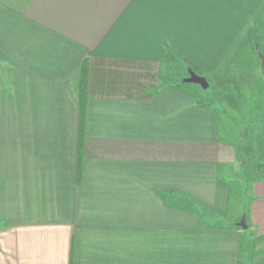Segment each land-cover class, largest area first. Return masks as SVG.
Here are the masks:
<instances>
[{"label":"crops","instance_id":"crops-1","mask_svg":"<svg viewBox=\"0 0 264 264\" xmlns=\"http://www.w3.org/2000/svg\"><path fill=\"white\" fill-rule=\"evenodd\" d=\"M257 45L264 0H0V264L263 257Z\"/></svg>","mask_w":264,"mask_h":264},{"label":"rangeland","instance_id":"rangeland-1","mask_svg":"<svg viewBox=\"0 0 264 264\" xmlns=\"http://www.w3.org/2000/svg\"><path fill=\"white\" fill-rule=\"evenodd\" d=\"M264 77V76H263ZM262 85H264V78H263V80L259 83V85L257 86V89H261L260 87L262 86ZM207 93H210V95H211V97H213L214 96V92H213V85H211L208 89H206L205 90ZM261 92V91H260ZM258 93V92H256L257 93V101H258V99L260 100V101H263V103H264V94H262V93ZM262 96V97H261ZM245 99H247L248 100V97H246V96H243ZM210 102L211 103H213V102H215L214 100H210ZM244 103H247L248 104V102H244ZM243 104V103H242ZM245 109H246V111L243 113V117H246V119L250 116L249 115V113H248V109H247V106L245 105V107H244ZM243 108V109H244ZM256 115V117H258L259 118V121L264 117V106L262 107V105H261V103H259V106H258V108H257V112L255 113ZM261 114H262V116H261ZM264 119V118H263ZM256 122V121H255ZM256 123H258V122H256ZM246 146H248V142L247 141H242V143H241V151H242V156H247V154H248V156H247V160H249V162L251 163V164H254V165H257L258 163H260V159H257L256 157L254 158V156H253V154H251V152H246L245 151V147ZM257 151H258V147H257ZM257 157H258V153H257ZM254 158V159H253ZM259 158V157H258ZM246 160V159H245ZM246 160V161H247ZM254 161V162H253ZM256 169V168H255ZM261 171L259 170L258 172H257V174H258V176H260L259 175V173H260ZM258 241V240H257ZM254 242V240H253V242H252V244H254V245H256L257 246V249H260V248H262L263 247V243H264V241H258V242ZM251 249H252V245H251ZM246 253H247V251H246ZM251 253H252V250H251V252L249 253V256H248V259H249V261L251 262V264H264V256L262 257V256H259V258L258 259H254V258H252V257H250V255H251ZM245 255V256H246ZM252 256V255H251ZM250 257V258H249Z\"/></svg>","mask_w":264,"mask_h":264},{"label":"trees","instance_id":"trees-1","mask_svg":"<svg viewBox=\"0 0 264 264\" xmlns=\"http://www.w3.org/2000/svg\"><path fill=\"white\" fill-rule=\"evenodd\" d=\"M89 60L85 58L81 64L79 69V83H78V94L81 106V123L80 128L81 132L84 128L86 111H87V93H88V82H89ZM259 170L264 173V167L262 165L259 166Z\"/></svg>","mask_w":264,"mask_h":264},{"label":"water","instance_id":"water-1","mask_svg":"<svg viewBox=\"0 0 264 264\" xmlns=\"http://www.w3.org/2000/svg\"><path fill=\"white\" fill-rule=\"evenodd\" d=\"M256 50L261 60V66L264 72V54L261 52L260 47L258 45L256 46ZM184 82L189 84H197L204 90L208 89L210 86L207 79L205 77L198 75L193 69H189V77L186 78ZM239 227L243 229H247L245 217L242 218L241 222L239 223Z\"/></svg>","mask_w":264,"mask_h":264}]
</instances>
